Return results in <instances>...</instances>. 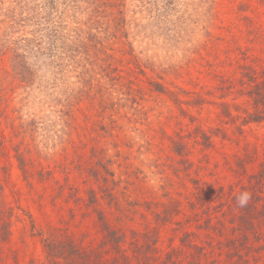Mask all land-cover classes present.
Masks as SVG:
<instances>
[{"label":"rangeland","instance_id":"obj_1","mask_svg":"<svg viewBox=\"0 0 264 264\" xmlns=\"http://www.w3.org/2000/svg\"><path fill=\"white\" fill-rule=\"evenodd\" d=\"M100 215L264 264V0H0V264L103 251Z\"/></svg>","mask_w":264,"mask_h":264},{"label":"trees","instance_id":"obj_2","mask_svg":"<svg viewBox=\"0 0 264 264\" xmlns=\"http://www.w3.org/2000/svg\"><path fill=\"white\" fill-rule=\"evenodd\" d=\"M21 161H26L23 154H19ZM101 216L105 231L103 249L100 252L87 251L71 241L48 237L44 239L46 257L49 264H148L153 253L157 251V241L148 234H143L144 240L135 233L132 242H128L127 235L122 229L113 228ZM9 234V228L2 226V236ZM148 235L147 237H145ZM131 250V254L129 251ZM114 253L110 258L105 255Z\"/></svg>","mask_w":264,"mask_h":264},{"label":"clouds","instance_id":"obj_3","mask_svg":"<svg viewBox=\"0 0 264 264\" xmlns=\"http://www.w3.org/2000/svg\"><path fill=\"white\" fill-rule=\"evenodd\" d=\"M250 198H251L250 194H248L247 192H242L240 195L236 197V201L240 207H244L247 205Z\"/></svg>","mask_w":264,"mask_h":264}]
</instances>
